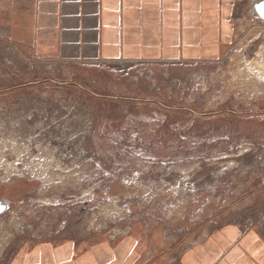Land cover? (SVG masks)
<instances>
[{
	"label": "rangeland",
	"instance_id": "1",
	"mask_svg": "<svg viewBox=\"0 0 264 264\" xmlns=\"http://www.w3.org/2000/svg\"><path fill=\"white\" fill-rule=\"evenodd\" d=\"M253 1L212 61L65 62L0 35V264L68 242L94 264H180L219 226L264 234Z\"/></svg>",
	"mask_w": 264,
	"mask_h": 264
},
{
	"label": "crops",
	"instance_id": "2",
	"mask_svg": "<svg viewBox=\"0 0 264 264\" xmlns=\"http://www.w3.org/2000/svg\"><path fill=\"white\" fill-rule=\"evenodd\" d=\"M246 2L0 0V35L34 57L65 62L212 61L244 37ZM253 17L249 27L256 24ZM79 245L44 246L10 264H94L92 249ZM149 255L143 264L167 263ZM180 264H264V234L243 232L238 224L219 226Z\"/></svg>",
	"mask_w": 264,
	"mask_h": 264
},
{
	"label": "water",
	"instance_id": "3",
	"mask_svg": "<svg viewBox=\"0 0 264 264\" xmlns=\"http://www.w3.org/2000/svg\"><path fill=\"white\" fill-rule=\"evenodd\" d=\"M253 15L259 17L262 21H264V0H254L253 1ZM129 61H116V62H108V63H117V64H125ZM133 63V62H131ZM7 204L4 201H0V214H2L6 210Z\"/></svg>",
	"mask_w": 264,
	"mask_h": 264
},
{
	"label": "bare ground",
	"instance_id": "4",
	"mask_svg": "<svg viewBox=\"0 0 264 264\" xmlns=\"http://www.w3.org/2000/svg\"><path fill=\"white\" fill-rule=\"evenodd\" d=\"M3 238H4V237H3ZM1 241H2V239H1ZM1 241H0V242H1ZM2 245H3V244L1 243V244H0V252L2 251Z\"/></svg>",
	"mask_w": 264,
	"mask_h": 264
}]
</instances>
